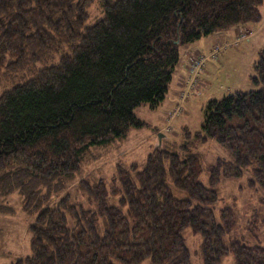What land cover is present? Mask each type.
<instances>
[{
	"label": "trees",
	"instance_id": "obj_1",
	"mask_svg": "<svg viewBox=\"0 0 264 264\" xmlns=\"http://www.w3.org/2000/svg\"><path fill=\"white\" fill-rule=\"evenodd\" d=\"M263 1L0 0V192L20 188L37 213L26 264H193L187 227L201 235L204 264L230 253L235 264H264V245L227 242L234 210L222 208L219 220L213 208L221 178L245 169L264 191V48L251 76L261 87L206 106L197 137L232 157L210 167V187L197 153L157 146L143 168L119 166L111 192L103 179H82L88 206L58 197L92 147L146 126L135 109L164 101L183 47L260 22ZM94 3L101 15L90 24ZM168 178L190 198L175 197Z\"/></svg>",
	"mask_w": 264,
	"mask_h": 264
},
{
	"label": "rangeland",
	"instance_id": "obj_2",
	"mask_svg": "<svg viewBox=\"0 0 264 264\" xmlns=\"http://www.w3.org/2000/svg\"><path fill=\"white\" fill-rule=\"evenodd\" d=\"M260 10L263 17L258 23L238 25L241 26L239 32L234 26L229 31L209 35V40H214L218 35L224 38L226 33L230 36L222 39V44H214L209 52L195 49L185 51L183 47L185 61L181 60L180 64L187 67V73L179 76L174 83L176 86L178 81L180 86L177 94H174L175 89L172 88L160 105L154 108L147 103L138 106L135 109L136 115L146 121V126L132 127L126 136L92 147L80 169L68 179L58 197L69 193L71 200L88 206V195L80 185L82 179L91 184L103 179L111 192L115 185H119L118 167H130L136 163L140 169L143 168L148 154L157 146L171 152L185 153L190 150L197 153L202 165L199 180L210 187V167L218 159L229 161L232 157L228 149L216 139L203 140L196 133L202 129L206 106L210 100H219L237 90L248 91L261 87L251 79L255 73L253 64L258 59L259 50L264 48V1ZM89 12L88 23L91 24L101 15L99 4L94 3ZM200 57L207 60L193 80L191 61ZM165 166L168 170L169 160L165 161ZM251 177L250 171L245 169L239 178L222 177L215 187L219 197L213 205L217 218L220 220L219 211L222 208L231 207L238 220L227 242L235 237L249 244L264 245V191L258 186H249L248 180ZM168 183L175 197L190 198L189 193L177 188L170 178ZM41 187L42 192L46 191L44 186ZM119 196V193H110V203L117 204ZM32 204L26 201V195L22 194L20 188L9 193L0 192V264H26V257L31 255L30 225L37 215ZM182 233L190 250L191 262L204 264L200 253L201 235L194 233L190 227ZM142 264H149V261ZM220 264H235L233 254L226 255Z\"/></svg>",
	"mask_w": 264,
	"mask_h": 264
},
{
	"label": "crops",
	"instance_id": "obj_3",
	"mask_svg": "<svg viewBox=\"0 0 264 264\" xmlns=\"http://www.w3.org/2000/svg\"><path fill=\"white\" fill-rule=\"evenodd\" d=\"M235 28L237 29V32H239V30L241 29V26H238V27L236 26ZM230 29L225 30V32L229 31ZM225 35H227V36L224 37V38L230 37V36H228L229 35L228 33H226ZM224 38L218 35L214 40H209V38L207 36V37L202 38L203 40H199L200 42H197V44L195 42V43L186 45L185 46V51H189L190 49H195V50H203L204 52H209L213 48L214 44H216V43L222 44V39H224ZM181 60H183V62L185 61V55L183 57V54H182V59ZM186 73H187V67L183 66V64L182 65L180 64V65L177 66L176 72L174 73V78H173V80L171 82L172 84L170 83V85H169V89H168L167 95L170 93V90L172 88L175 89L174 94L175 95L177 94V91L180 89V86L178 84V81L176 82V86H175L174 83L178 79L179 76H185ZM167 95H166V98H167ZM165 99H164V101H165Z\"/></svg>",
	"mask_w": 264,
	"mask_h": 264
},
{
	"label": "built area",
	"instance_id": "obj_4",
	"mask_svg": "<svg viewBox=\"0 0 264 264\" xmlns=\"http://www.w3.org/2000/svg\"><path fill=\"white\" fill-rule=\"evenodd\" d=\"M213 55H215V52ZM205 60H207V59H205ZM205 60L203 57H200L198 59L195 58V60L193 59V61H191L192 62L191 72L193 74V76H191V77H194L193 80H195L196 76L202 70V65L204 64Z\"/></svg>",
	"mask_w": 264,
	"mask_h": 264
}]
</instances>
